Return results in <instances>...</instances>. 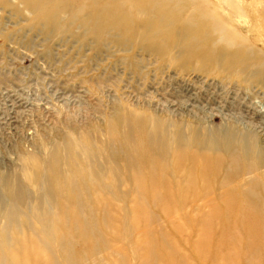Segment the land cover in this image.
I'll return each mask as SVG.
<instances>
[{
  "label": "rangeland",
  "instance_id": "1",
  "mask_svg": "<svg viewBox=\"0 0 264 264\" xmlns=\"http://www.w3.org/2000/svg\"><path fill=\"white\" fill-rule=\"evenodd\" d=\"M249 138L264 213V0H0V264H264L177 171Z\"/></svg>",
  "mask_w": 264,
  "mask_h": 264
},
{
  "label": "bare ground",
  "instance_id": "2",
  "mask_svg": "<svg viewBox=\"0 0 264 264\" xmlns=\"http://www.w3.org/2000/svg\"><path fill=\"white\" fill-rule=\"evenodd\" d=\"M231 142V140L226 141L224 147H221L222 150L215 153L220 155H215L212 158L193 156L181 158L179 160L181 166L177 167V171L179 175L182 173V176H185V183L188 184L186 190L189 191L188 193L193 199L200 196L198 199L208 201L207 209L209 211L201 213L205 228L211 230L222 226L224 230H227L226 235L230 234L231 236H234L238 229H242L247 236L250 234L258 235L261 223L252 208L255 209V212L264 214L261 211L262 204L250 201L254 196L248 189L244 188L242 181V176L252 166L260 164L256 160L254 162L246 159L253 154L252 148L255 141L252 138L245 140L246 144L243 148H245L246 154L244 156L233 151ZM245 159L246 163L244 162ZM239 161H243L246 165H237ZM186 164H188V169L184 171L183 169L187 168ZM174 190L181 192L182 188ZM169 193L173 194L174 192L170 189ZM249 203L252 208L248 206ZM212 235L210 236L211 239ZM259 237L261 238L260 235ZM192 251L196 256H200L198 255L200 253L198 248L193 247Z\"/></svg>",
  "mask_w": 264,
  "mask_h": 264
}]
</instances>
